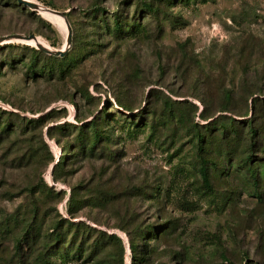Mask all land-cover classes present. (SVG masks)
Returning a JSON list of instances; mask_svg holds the SVG:
<instances>
[{"label": "rangeland", "instance_id": "rangeland-1", "mask_svg": "<svg viewBox=\"0 0 264 264\" xmlns=\"http://www.w3.org/2000/svg\"><path fill=\"white\" fill-rule=\"evenodd\" d=\"M28 1L64 13L69 46L62 18L18 0H0V36L33 34L77 62L49 76L36 45L0 43V111L13 113L0 112V264H264V177L222 162L205 186L189 129L233 119L229 162L249 142L264 160V0ZM115 13L124 33L94 25ZM103 112L110 139L77 152L79 125Z\"/></svg>", "mask_w": 264, "mask_h": 264}, {"label": "trees", "instance_id": "trees-1", "mask_svg": "<svg viewBox=\"0 0 264 264\" xmlns=\"http://www.w3.org/2000/svg\"><path fill=\"white\" fill-rule=\"evenodd\" d=\"M144 8L150 11L151 13H154L156 11V8H153L151 3L144 4ZM96 11H98V13L101 12L100 9H94L95 13ZM120 18L121 16H119L118 13H115L112 14V24H108L106 20L100 18H94L93 23L96 27L101 28L103 31L112 33L115 36H117L125 32L123 30L124 22H122ZM125 24L129 26L131 23H125ZM82 49L86 50L85 48ZM30 50L32 52L33 59L36 56V54H40L45 57L46 63L42 64L41 69H39L37 72L44 73L45 70L43 69L46 66V69L49 70V72L47 71L49 76L52 73H55L56 71H58L59 74L62 75L63 73L70 71L71 67L77 62L76 59L74 60L70 59L71 55L68 52L67 53L65 52L63 55H55V54H47L45 53V51H41L33 47L30 48ZM29 69L32 72L35 70V63L33 61L30 62ZM86 97L88 96L86 95ZM121 107L125 110H130L128 108H125L124 106ZM0 112L6 115L13 114L12 112H6V111L5 112L0 111ZM105 113L106 112H103L100 116L93 118L92 120L82 122L79 125L77 129V134L74 136V140L76 143L75 149L78 150L77 152L85 153L88 151L89 153H92L94 149V145L98 143L99 140L110 139L108 134H103L105 133L106 130L99 126L100 122H102L105 126L108 123L109 118L105 116ZM26 122L31 123L32 120L29 121L26 120ZM246 126L248 128L247 129L248 139L254 140V138L259 133V131H256V129L253 128L251 120H248L246 122ZM56 127L62 128V126L60 125H57ZM214 127L216 129H214ZM6 128L7 126L1 128V130L14 132L13 130H9V129L6 130ZM203 128L204 129H201L195 122H190L189 124V129H192L194 131V140H195L194 145L198 150L197 157L199 158V163L197 165V170L205 186L207 187L209 186L210 171H213L215 173L217 169L224 170L223 168H219L222 162H225L227 165H229V167L235 165L236 168L245 169V173L247 174L246 177L249 176L250 178H253L252 182L254 184L258 182V177H264V160L262 161L257 160L256 163H253L252 161V154L256 145L253 142H249L248 145L244 146L241 149V152L244 153L242 158H237L235 156L233 162H229L230 156L236 155V148H238V144L240 143V139H241L240 131L238 130V126H235L233 119H230L228 123L216 124V122L214 121L211 122L210 125L203 126ZM86 130L89 131L88 134L85 133ZM86 143L87 145H85ZM84 145L86 146V148L84 147ZM207 150L209 151V153L206 156L202 154V152H205ZM63 162H64L63 159L61 160L59 158L55 162V164H53V167L55 168V166H57L58 164H62ZM221 172L222 171H220L219 173L221 174ZM35 225L36 224L28 223L26 228H24L25 236L22 235L21 238L22 239H24V237L26 238V235L31 230L38 231V228ZM56 237L58 238V236ZM109 238L117 242L119 241L118 237H116L113 234L109 235ZM17 243H20V239H17ZM129 248L132 252H135V244L131 240L129 242ZM38 261L39 264H46L45 259L41 257V255ZM120 264H123V262H120Z\"/></svg>", "mask_w": 264, "mask_h": 264}, {"label": "water", "instance_id": "water-1", "mask_svg": "<svg viewBox=\"0 0 264 264\" xmlns=\"http://www.w3.org/2000/svg\"><path fill=\"white\" fill-rule=\"evenodd\" d=\"M20 3H23L24 5L30 7L32 10L34 11H38L39 9H42L41 5L35 3V2H32V1H28V0H18ZM45 11H48L54 15H58L60 17H62L64 19V22L66 24V29H67V33H66V42H65V45L66 46H69L70 42H71V27L64 15L63 12L61 11H58V10H54V9H50V8H47V7H44L43 8ZM11 38H14V39H18V40H29V39H33V38H36L35 35L31 34V35H23V34H12L10 36H0V43L1 42H5L6 40L8 39H11ZM65 46V47H66ZM36 47L40 50H43L49 54H55V55H63L65 52H66V48H62V49H50V48H46V47H43L42 45H36Z\"/></svg>", "mask_w": 264, "mask_h": 264}, {"label": "bare ground", "instance_id": "bare-ground-1", "mask_svg": "<svg viewBox=\"0 0 264 264\" xmlns=\"http://www.w3.org/2000/svg\"><path fill=\"white\" fill-rule=\"evenodd\" d=\"M37 12H38V13H41V14H44V15H46V16L62 18V17H60V16H58V15H54V14L48 12V11H45L44 9H39ZM62 19H63V18H62ZM63 20H64V19H63ZM64 23H65V22H64ZM22 41H26V42H28V43H30V44H33V45H38V44L41 45L40 41H39L37 38H33V39H29V40H22ZM43 47H44V46H43ZM48 48L53 49V48H51V47H48Z\"/></svg>", "mask_w": 264, "mask_h": 264}]
</instances>
